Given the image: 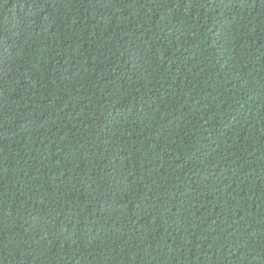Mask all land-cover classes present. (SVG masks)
I'll list each match as a JSON object with an SVG mask.
<instances>
[{
  "label": "trees",
  "instance_id": "16d2710c",
  "mask_svg": "<svg viewBox=\"0 0 264 264\" xmlns=\"http://www.w3.org/2000/svg\"><path fill=\"white\" fill-rule=\"evenodd\" d=\"M0 264H264V0H0Z\"/></svg>",
  "mask_w": 264,
  "mask_h": 264
}]
</instances>
